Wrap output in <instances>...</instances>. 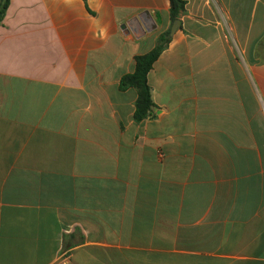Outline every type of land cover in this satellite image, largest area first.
I'll list each match as a JSON object with an SVG mask.
<instances>
[{
    "label": "crops",
    "instance_id": "crops-1",
    "mask_svg": "<svg viewBox=\"0 0 264 264\" xmlns=\"http://www.w3.org/2000/svg\"><path fill=\"white\" fill-rule=\"evenodd\" d=\"M169 7L9 0L0 264H264V0H185L137 122Z\"/></svg>",
    "mask_w": 264,
    "mask_h": 264
},
{
    "label": "trees",
    "instance_id": "trees-1",
    "mask_svg": "<svg viewBox=\"0 0 264 264\" xmlns=\"http://www.w3.org/2000/svg\"><path fill=\"white\" fill-rule=\"evenodd\" d=\"M9 0H0V21L5 15ZM169 14L171 21L178 19L185 10V0H169ZM169 31L161 33L152 49L134 57V70L121 76L119 89L133 87L137 96L134 104L133 119L137 122L151 117L155 103L151 97V88L148 84V73L162 50L170 40Z\"/></svg>",
    "mask_w": 264,
    "mask_h": 264
},
{
    "label": "water",
    "instance_id": "water-1",
    "mask_svg": "<svg viewBox=\"0 0 264 264\" xmlns=\"http://www.w3.org/2000/svg\"><path fill=\"white\" fill-rule=\"evenodd\" d=\"M144 14H147L148 15V11H145ZM179 24H180L179 19L173 20L172 25H171V28H170V31H169V34L170 35H172L174 33V31L177 29V27L179 26ZM123 26H125V24Z\"/></svg>",
    "mask_w": 264,
    "mask_h": 264
}]
</instances>
